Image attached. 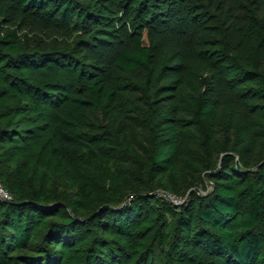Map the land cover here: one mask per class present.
Masks as SVG:
<instances>
[{
    "label": "trees",
    "instance_id": "trees-1",
    "mask_svg": "<svg viewBox=\"0 0 264 264\" xmlns=\"http://www.w3.org/2000/svg\"><path fill=\"white\" fill-rule=\"evenodd\" d=\"M107 1L118 9L125 5L124 0ZM197 1H182L185 23L192 27L189 31L182 27L168 32L162 9L166 1L151 0L148 3L155 8L150 13L152 26L129 36L122 26L92 13L79 0H0V60L16 69V82L35 87L30 97L37 104L33 112L42 117L52 143L66 151L92 148L98 139L87 119L89 113L99 111L104 118L120 119L126 137L135 134V143L127 142L124 148L127 155L134 148V154L142 157L148 176L164 175L178 157L181 134L193 127L185 116L225 112L244 133L253 135L255 121L264 109V0H201V9L215 6L218 13L217 29L211 34L196 19L195 12L201 9L192 3ZM50 3L54 5L51 11H45ZM33 12L57 19L66 34L77 33L78 37L65 50L48 52L42 60L31 59L19 33L24 29V17ZM7 25H15L17 30L4 31ZM49 62L60 69L76 65L70 97L64 99L67 89L59 84L50 87L43 78L41 69ZM119 73L132 86L127 93H134L133 100L127 101L126 92L117 85ZM40 104L49 110L44 111ZM83 127L89 130L85 132ZM1 131L0 135L10 138ZM234 159L232 155L223 158L225 163ZM259 169L255 174L239 165L222 167L207 177L226 183L177 208L159 197L175 213L165 228L169 235L162 234L159 240L168 248L165 264H182V256L201 264L264 263V167ZM155 198L134 195L120 205L121 213L107 204L101 211H108L121 234L131 238L125 211L153 216L150 202ZM30 200L18 196L0 202V264H54V256L48 257V252L71 242L64 233L76 224L70 211L79 203L68 205L63 196L42 203ZM55 209H64L59 215L65 219L50 223L42 235L43 244L29 243L33 226ZM92 250L80 264H96ZM126 262L124 258L122 263Z\"/></svg>",
    "mask_w": 264,
    "mask_h": 264
},
{
    "label": "rangeland",
    "instance_id": "rangeland-1",
    "mask_svg": "<svg viewBox=\"0 0 264 264\" xmlns=\"http://www.w3.org/2000/svg\"><path fill=\"white\" fill-rule=\"evenodd\" d=\"M148 1L151 0H124L125 5L118 9L110 6L107 0H79L92 13L115 21L116 27L122 26L129 36L147 31L152 26L150 13L155 8ZM165 1L162 9L165 10L164 23H168L169 30L164 26L153 27L168 32L186 27L189 31L192 27L185 23L187 18L183 0ZM200 3L201 0L192 4L201 9ZM46 6L45 11H51L54 5L50 3ZM109 9L112 12H108ZM195 13L196 19L208 33L217 29L215 6ZM23 21L24 29L19 34L33 60L48 57V52L65 50L79 35L66 34L65 27H61L57 19L42 16L40 12L27 14ZM3 30L12 32L17 28L7 25ZM75 69L76 65L73 64L60 69L49 62L41 71H44L43 78L50 83V87L59 84L67 89L68 92L62 94L65 99L73 94L71 74L78 72ZM15 71V68H7L0 60V131L3 129L1 132L8 133L10 137L0 135V185L11 198L19 196L42 203L52 197L63 196L68 205L79 203L77 209L70 211V217L75 219L77 225L73 224L64 233L71 242L58 250L52 246L56 254L53 250L48 252V257L54 256V264H80L90 248H93L96 264H165L168 248L162 246L159 240L162 234L169 235L165 228L172 222L175 213L159 199L161 194L175 196L179 203L170 204L177 208L188 200L193 203L197 197L211 194L216 185L226 183L207 177L222 167L229 166L231 169L239 165L255 174H259V168L264 167V109L255 121L253 135L244 133L235 118L225 112L185 116L186 120L191 119L194 123L193 127L181 134L178 157L172 161L168 173L160 176L150 177L146 174L143 170L145 161L134 154L137 153L134 148L127 155L124 144L135 143V134L126 137L128 133L123 132L124 125L120 119L104 118L99 111H92L87 119L94 125L92 134L98 139L97 142L88 150L66 151L52 143L45 133L42 117L33 112L37 104L30 97L35 87L28 82H16ZM21 72L26 73L24 69ZM116 83L126 92L123 94L126 100H133L134 93H127L133 88L124 80L123 74H117ZM40 106L44 111L49 110L44 104ZM83 130L87 132L89 129L83 127ZM229 155L235 159L225 163L223 158ZM134 195L156 198L150 202L153 216L149 212L134 214L130 210L125 211L131 225L127 232L132 234L129 238L121 234L116 222L110 221L108 211L101 210L104 211L102 205L107 204L110 210L118 211L120 205ZM64 211L55 209L49 217L41 218L32 228L29 243L43 244L42 235L46 228L53 221L62 222L65 217L59 214ZM98 211L102 213L90 219ZM124 258H127L126 263H122ZM182 259V264H201L186 256H182Z\"/></svg>",
    "mask_w": 264,
    "mask_h": 264
},
{
    "label": "built area",
    "instance_id": "built-area-1",
    "mask_svg": "<svg viewBox=\"0 0 264 264\" xmlns=\"http://www.w3.org/2000/svg\"><path fill=\"white\" fill-rule=\"evenodd\" d=\"M161 197L164 199V200H166V201H168L169 203L171 202V204L172 203H177L178 201H177V199H176V197L175 196H173V195H170V194H166V193H163V194H161ZM11 197L8 195V193L2 188V186L0 185V202H9V201H11ZM179 203V202H178Z\"/></svg>",
    "mask_w": 264,
    "mask_h": 264
}]
</instances>
